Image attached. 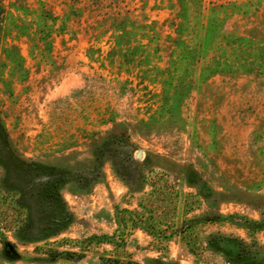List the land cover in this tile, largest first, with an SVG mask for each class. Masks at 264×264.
Listing matches in <instances>:
<instances>
[{"label": "rangeland", "instance_id": "rangeland-1", "mask_svg": "<svg viewBox=\"0 0 264 264\" xmlns=\"http://www.w3.org/2000/svg\"><path fill=\"white\" fill-rule=\"evenodd\" d=\"M0 4V264H264V0Z\"/></svg>", "mask_w": 264, "mask_h": 264}, {"label": "trees", "instance_id": "trees-1", "mask_svg": "<svg viewBox=\"0 0 264 264\" xmlns=\"http://www.w3.org/2000/svg\"><path fill=\"white\" fill-rule=\"evenodd\" d=\"M4 7L0 4V18H1V13H3L4 12V9H3ZM1 24V23H0ZM111 123H112V127L111 128H109L107 131H106V134H108V135H111V134H113V135H118L115 131H116V129L118 128V127H122V125H123V123H120V122H116V121H111ZM111 133V134H110ZM100 139V138H99ZM99 140H96V141H93L94 143H97ZM98 144V143H97ZM98 145H100V144H98ZM103 151V149H101V152ZM56 194V193H55ZM54 195V194H53ZM55 196V195H54ZM58 197H59V195H58ZM60 198V197H59ZM60 203L61 204H59V203H57L56 202V204H57V207H56V209L57 210H59L61 213H62V215H61V217L63 218V219H65L66 220V222H65V224H64V227L70 222V220L72 219V214L70 213V212H68L67 210H66V207H65V205H64V207H63V201H62V199H60ZM63 208H64V211H63ZM65 211H67L66 213H64ZM63 227V228H64ZM62 228V229H63ZM62 229H58L57 231L55 230V231H53L52 233H50L49 235H55V234H57L58 232H59V230H62ZM48 235V236H49Z\"/></svg>", "mask_w": 264, "mask_h": 264}, {"label": "water", "instance_id": "water-1", "mask_svg": "<svg viewBox=\"0 0 264 264\" xmlns=\"http://www.w3.org/2000/svg\"><path fill=\"white\" fill-rule=\"evenodd\" d=\"M136 156H137V157H140V156H141V152L138 151V152L136 153Z\"/></svg>", "mask_w": 264, "mask_h": 264}]
</instances>
